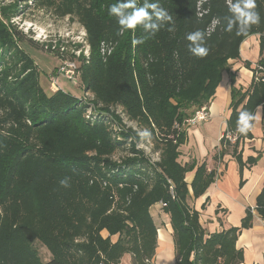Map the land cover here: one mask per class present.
Listing matches in <instances>:
<instances>
[{"label": "trees", "instance_id": "obj_1", "mask_svg": "<svg viewBox=\"0 0 264 264\" xmlns=\"http://www.w3.org/2000/svg\"><path fill=\"white\" fill-rule=\"evenodd\" d=\"M34 1L57 17L77 19L86 31L89 56L83 44L76 45L85 96L44 89L40 67L13 22L20 7L0 3V264H119L126 254L133 264H154L158 228L151 208L163 203L177 264H241L237 240L252 224L251 209L241 228L208 234L189 200L203 196L218 172L206 164L182 165L179 158L185 121L210 106L230 62L256 35L259 60L254 66L245 62L253 72L250 88L237 89L236 75H230L232 114L225 135L236 141L222 138L215 156L222 159L231 150L241 174L256 163L253 157L244 162L240 151L254 138L252 131L244 136L235 129L240 111L264 107V0H257L261 22L248 37L224 31L228 0H159L175 31L168 24L136 46L132 40L146 34L140 28L119 33L108 14L117 0ZM196 30L205 32L204 58L186 47V35ZM126 119L137 127H127ZM144 129L151 136L141 138ZM144 142L157 159L139 147ZM120 151L125 154L116 159ZM194 170L189 185L186 174ZM65 177L68 188L59 184ZM257 211L264 220V190ZM38 243L50 260H42Z\"/></svg>", "mask_w": 264, "mask_h": 264}, {"label": "crops", "instance_id": "obj_2", "mask_svg": "<svg viewBox=\"0 0 264 264\" xmlns=\"http://www.w3.org/2000/svg\"><path fill=\"white\" fill-rule=\"evenodd\" d=\"M259 53V36H252L243 42L241 58L231 61V69L222 75L209 106L210 119L186 128V142L180 148L179 158L182 165L194 163L199 167L206 164L209 171L218 172L217 179L203 196L197 199L192 196L189 200L190 206L200 213V223L208 234L241 228L251 209L252 224L240 232L237 240V248L242 250L244 257L241 264H264V220L257 211V199L264 190V107L256 110L259 119L252 130L254 138L247 139L240 147L244 162L253 157L256 163L247 164L241 174L231 150L222 159L215 156L222 148L220 140L227 132L232 114L233 85L230 75H236L234 87L246 92L253 82V72L245 67V62L250 61L254 66L259 60ZM50 79H47L46 85L50 91L56 92ZM43 87L46 88L44 84ZM194 176L195 170L186 174L189 185ZM151 213L158 228L154 264H177L170 216L163 211L161 204L153 206ZM119 264H133L132 256L126 254Z\"/></svg>", "mask_w": 264, "mask_h": 264}, {"label": "rangeland", "instance_id": "obj_3", "mask_svg": "<svg viewBox=\"0 0 264 264\" xmlns=\"http://www.w3.org/2000/svg\"><path fill=\"white\" fill-rule=\"evenodd\" d=\"M14 2L20 7L21 13L13 22L25 35L27 43L23 44L24 49L40 67L41 83L47 88L44 89L50 92L46 84L47 79L51 78L53 89L56 91L57 89L63 90L78 97H84L85 90L81 84V79L73 82L58 76V69L62 66V60H74L78 63L81 53L76 48L77 44H83L85 46L84 54H87L84 28L77 19L57 17L53 10L39 8L34 0H0L1 5ZM62 48H65L64 52L61 50ZM57 53L60 55L57 56ZM54 82L57 86H54ZM125 124L127 127H137L136 123H131L127 119ZM151 146L147 142L139 144V147L144 149L151 159L155 160L158 155L152 151ZM124 154L125 152L120 151L115 155V158L121 159ZM36 247L43 261L50 260L51 255L44 246L38 243Z\"/></svg>", "mask_w": 264, "mask_h": 264}, {"label": "clouds", "instance_id": "obj_4", "mask_svg": "<svg viewBox=\"0 0 264 264\" xmlns=\"http://www.w3.org/2000/svg\"><path fill=\"white\" fill-rule=\"evenodd\" d=\"M228 15L224 17L226 27L224 31L236 36L248 37L253 25L261 22V15L258 11L257 0H228ZM108 14L115 17L119 25V33L123 34L131 30L135 34L138 28L142 29L145 36L132 40L133 46L141 44L150 36H155L161 28L168 27L169 32H174L173 17L166 9L160 6L159 0H143L138 4L137 0H117L116 3L108 7ZM215 22V21H214ZM188 42L186 47L189 53L196 58H204L209 54V49L205 46V32L196 30L186 35ZM259 119L257 113L248 110L240 111L236 119V132L246 136L255 127V122ZM141 138L151 136L147 129L138 132ZM63 188L70 186V177H65L59 181Z\"/></svg>", "mask_w": 264, "mask_h": 264}, {"label": "built area", "instance_id": "obj_5", "mask_svg": "<svg viewBox=\"0 0 264 264\" xmlns=\"http://www.w3.org/2000/svg\"><path fill=\"white\" fill-rule=\"evenodd\" d=\"M86 48L88 49V52L85 55L88 57L90 53L89 52L90 49L88 46ZM61 50L64 52L65 48H62ZM58 76H62L66 78L67 80H70L73 82H77L78 79L80 80L79 64L74 60H67V59L62 60V66L58 69ZM55 82H54V86H57ZM209 119H210L209 107L204 106L200 108L199 110H197L192 117H190L189 119L185 121V126L188 128L190 126L200 125V124L207 122ZM224 137H226L232 142L236 141V137L230 133L226 135L223 134L221 139ZM161 206L164 207L166 206V204L163 203L161 204Z\"/></svg>", "mask_w": 264, "mask_h": 264}]
</instances>
